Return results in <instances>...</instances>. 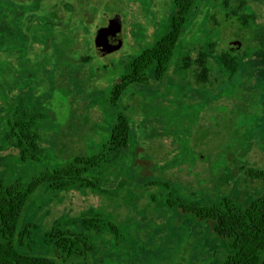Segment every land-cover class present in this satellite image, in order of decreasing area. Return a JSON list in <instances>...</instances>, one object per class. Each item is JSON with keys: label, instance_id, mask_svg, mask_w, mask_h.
Here are the masks:
<instances>
[{"label": "rangeland", "instance_id": "1", "mask_svg": "<svg viewBox=\"0 0 264 264\" xmlns=\"http://www.w3.org/2000/svg\"><path fill=\"white\" fill-rule=\"evenodd\" d=\"M32 1L0 0V181L23 187L76 157L102 158L86 175L94 187L40 189L24 222L38 226L32 251L55 264H223L232 240L197 227L180 203L225 197L243 205L264 195V3L194 0L165 77L155 81L152 66L146 84H130L114 106L113 89L169 32L176 0L86 1L101 20L76 19L65 30L59 7L58 27L44 24L51 38H21L38 32L47 15ZM111 8L128 38L99 57L94 37ZM120 115L130 123L128 142L111 151ZM25 116L35 119L37 162H22L8 142L9 123ZM85 219L95 222L90 230ZM53 228L84 234L93 254L57 253L46 237Z\"/></svg>", "mask_w": 264, "mask_h": 264}, {"label": "trees", "instance_id": "2", "mask_svg": "<svg viewBox=\"0 0 264 264\" xmlns=\"http://www.w3.org/2000/svg\"><path fill=\"white\" fill-rule=\"evenodd\" d=\"M179 2L185 6H182V12L185 13L194 0ZM179 25V21L175 20L173 27L177 30L162 41L166 46L159 43L150 51L143 52L132 64L133 74L125 76L113 89L111 103L114 106L130 84L142 82L144 78L145 83L147 82V73L152 66L157 79L165 75L173 59L169 46L173 40L169 42V38L178 37L181 28ZM198 79L205 82L206 74H198ZM34 121V118L28 120V116H25L9 123L11 132L8 142L13 143L22 162H37L42 155L38 135L32 132ZM129 129L130 123L125 116L120 115L110 134L111 151L126 147ZM1 151L2 148L0 155ZM101 160L100 156L76 157L69 164L47 171L23 187L5 186L0 181V264H55L51 256L32 251L34 232L38 226L33 222L24 225L29 206L44 186L56 192L94 187L96 183L89 180L86 175L90 167L98 166ZM200 202L194 204L181 202L180 205L184 212L196 217L197 227L198 223H204L211 227L221 240H232V251L223 264H260L264 255V195L253 196L243 205L225 197L214 203ZM94 225L93 219L83 220V228L86 230H90ZM46 237L57 253L68 257L83 258L93 254L94 248L84 234L72 229L53 228Z\"/></svg>", "mask_w": 264, "mask_h": 264}, {"label": "flooded vegetation", "instance_id": "3", "mask_svg": "<svg viewBox=\"0 0 264 264\" xmlns=\"http://www.w3.org/2000/svg\"><path fill=\"white\" fill-rule=\"evenodd\" d=\"M18 1H23L24 2V1H28V0H18ZM29 1H31V0H29ZM36 1L37 0H35V2L32 1L33 4H35ZM86 1H89V3H92L93 5L97 6L99 0H71V1L70 0H38V2L35 5L36 8L38 10L45 11L47 13V15L43 16L45 18H42L43 22L39 25L40 27L38 29V32H36L34 35L32 34L33 37L31 35H26V34L24 35L23 34V36L21 38H45V37L46 38H51L52 35L49 33L50 29L47 30V33L43 34V31H45L48 28L44 24H48V22L52 21V22H55V24H53V26L51 27V30H54V29H56L58 27L56 22L58 20H61V19H58V17H57V12L59 11V7H62V12L64 14V19H65V20H61L63 22L62 24H64L63 30L68 28L70 25H73V21H75L76 19L82 20L81 21L82 23H83V21L86 22V26H89L87 24V22H89V21H94L95 22L98 18L99 19L101 18L102 14L101 13L100 14H96L95 12L94 13H90L89 10L84 7L86 5ZM255 1L257 2L258 5H261V4L264 3V0H255ZM75 4H77L81 8L80 12H78V8L75 9ZM192 5H193V3L187 8V12L183 13L182 12V6H184V5L181 2H179V0H176V14H175V16L173 18L172 24L170 26V30L167 33L166 37L170 33H172L173 31L177 30L176 27L175 28L173 27L174 23H175V20L179 21V23H180L179 27L185 26L186 20H187V15H188V13L191 10ZM92 11H94V9ZM105 14H106L105 17L107 18L106 26L103 29L97 30L96 31V35H95L94 38H97L99 34H102L108 28V26H110V25L120 26L121 27V32H122V38H124L123 39V44H122V47H123L125 38H128V36L126 35V32L124 31L125 30V26H124V22H123L122 17L120 16L119 12L116 9H114V8H111V9H109V11H106ZM183 31H182V28H180V32H179L177 38H169V42H171V40H173V42L171 44H169L170 50L172 51L173 55H174V51H175L176 45L178 44V42L181 39V37L183 36V34L186 32V31H184V32ZM76 38H78V37L76 36ZM165 39H166L165 37L160 39L156 43V45H158L159 43H161V44L163 43L162 45L166 46L165 43L162 42ZM94 45H95V41H94ZM164 46H163V48H165ZM153 48H151V49H153ZM190 49H194V51L192 52V55L193 54L196 55V53L199 50V48L197 46H195L194 48L192 47ZM150 50H147V51H150ZM201 59L202 58L199 55L197 57H195V61L199 65V68L201 69V73L200 74H206V77L208 78L209 75H208V72L205 71L204 61H201ZM171 67L172 66L169 67L168 71L170 70ZM168 71L165 73V75L168 73ZM165 75L161 79H157L155 74H154V76L156 78L155 81H161L165 77Z\"/></svg>", "mask_w": 264, "mask_h": 264}, {"label": "water", "instance_id": "4", "mask_svg": "<svg viewBox=\"0 0 264 264\" xmlns=\"http://www.w3.org/2000/svg\"><path fill=\"white\" fill-rule=\"evenodd\" d=\"M123 44L121 27L116 25H110L102 33L95 38V50L99 57L107 56L121 49ZM234 49L240 47V44L234 43L232 45Z\"/></svg>", "mask_w": 264, "mask_h": 264}]
</instances>
